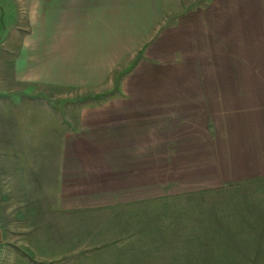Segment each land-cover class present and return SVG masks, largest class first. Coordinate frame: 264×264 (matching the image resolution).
Wrapping results in <instances>:
<instances>
[{
  "label": "crops",
  "instance_id": "1",
  "mask_svg": "<svg viewBox=\"0 0 264 264\" xmlns=\"http://www.w3.org/2000/svg\"><path fill=\"white\" fill-rule=\"evenodd\" d=\"M22 13L14 84L99 99L53 118L56 213L105 218L115 237L145 205L181 203L168 239L198 243L179 252L232 238L258 253L232 264H264V0H24ZM247 190L261 214L202 213Z\"/></svg>",
  "mask_w": 264,
  "mask_h": 264
},
{
  "label": "rangeland",
  "instance_id": "2",
  "mask_svg": "<svg viewBox=\"0 0 264 264\" xmlns=\"http://www.w3.org/2000/svg\"><path fill=\"white\" fill-rule=\"evenodd\" d=\"M23 7L24 0H0V264H232L249 261L245 256L258 257L236 246L237 239L222 237L207 238L204 247L195 244L179 252L185 248L183 242L198 243V239H168L172 232L168 208L182 214L181 203L161 200L158 213L153 212L160 217L151 216V205H145L133 222L122 221V231L115 237L106 233V225L113 223L105 218L72 219L56 213L53 185L60 141L53 118L59 107L67 113L66 103L97 98L80 90L14 84L18 38L26 28ZM235 196L225 193L224 204L209 205L202 213L229 222L262 213L252 190L238 195V200ZM37 200L45 204L39 207ZM36 208L38 215L33 212ZM188 208L191 216L199 212V206ZM239 229L236 224L235 230Z\"/></svg>",
  "mask_w": 264,
  "mask_h": 264
},
{
  "label": "water",
  "instance_id": "3",
  "mask_svg": "<svg viewBox=\"0 0 264 264\" xmlns=\"http://www.w3.org/2000/svg\"><path fill=\"white\" fill-rule=\"evenodd\" d=\"M0 241H1V229H0Z\"/></svg>",
  "mask_w": 264,
  "mask_h": 264
}]
</instances>
